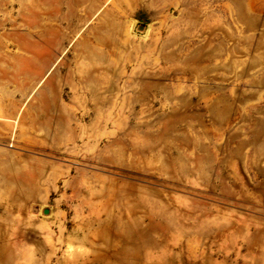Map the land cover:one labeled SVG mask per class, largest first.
<instances>
[{
	"label": "rangeland",
	"instance_id": "1",
	"mask_svg": "<svg viewBox=\"0 0 264 264\" xmlns=\"http://www.w3.org/2000/svg\"><path fill=\"white\" fill-rule=\"evenodd\" d=\"M0 264H264V0H0Z\"/></svg>",
	"mask_w": 264,
	"mask_h": 264
},
{
	"label": "water",
	"instance_id": "2",
	"mask_svg": "<svg viewBox=\"0 0 264 264\" xmlns=\"http://www.w3.org/2000/svg\"><path fill=\"white\" fill-rule=\"evenodd\" d=\"M44 212L46 213V212H47V210L45 209V210H44Z\"/></svg>",
	"mask_w": 264,
	"mask_h": 264
}]
</instances>
